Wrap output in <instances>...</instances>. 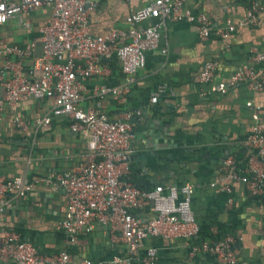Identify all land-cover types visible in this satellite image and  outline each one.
Instances as JSON below:
<instances>
[{
    "label": "crops",
    "instance_id": "1",
    "mask_svg": "<svg viewBox=\"0 0 264 264\" xmlns=\"http://www.w3.org/2000/svg\"><path fill=\"white\" fill-rule=\"evenodd\" d=\"M88 29L92 36H103L112 30L125 29V19L150 0H86ZM259 1L263 11L258 25L236 30L227 41L211 37L201 41L195 25L186 21L167 23L160 29V50L146 52V64L137 72L124 104L107 96L102 111L111 120L129 116L133 158L127 161L125 179L136 187L152 189L158 185L192 186L191 211L200 228L196 238L159 239L144 242L157 252L155 264H218L212 255H193L200 241L217 243L231 239V248L240 261L264 263V198H250L243 185L233 184V204L219 191L220 166L233 158L238 169L244 167L249 151L241 140L253 125L257 113L264 124V91L254 93L236 86L221 95L210 91V84L196 83L195 78L208 61L217 63L216 82L227 81L237 67L247 62L252 51L264 53V0H188L185 8L204 13L215 28L227 21L237 22L251 2ZM50 16L48 7L39 8L0 27V68L6 61L20 63L21 74L36 79L33 59L40 56L39 29ZM23 24H28L24 27ZM149 20L140 26H152ZM33 43L32 55L17 58L5 56L8 46L24 47ZM264 67V62H263ZM103 74L83 81L85 91L80 106L93 108L99 86L116 88L124 84L118 60H104ZM4 77L9 70H4ZM167 84L174 93L150 99L158 84ZM2 92L0 96L2 97ZM250 104V106H248ZM52 106L49 99H24L18 115L26 125L22 132L13 124V112L0 108V178L24 176L29 182L65 171H79L89 153L87 138L69 129L67 117L53 118L48 126L37 127L34 121L44 117ZM215 185L214 187L212 185ZM0 215V246L4 231L16 233L31 243L43 256L66 252L71 264H137L130 260L128 249L119 234L106 226H97L90 234L72 240L59 228L65 211L64 190L37 185L24 196H5ZM136 217L151 216L149 208L139 210ZM117 260V262H116ZM0 264H14L3 261Z\"/></svg>",
    "mask_w": 264,
    "mask_h": 264
},
{
    "label": "built area",
    "instance_id": "2",
    "mask_svg": "<svg viewBox=\"0 0 264 264\" xmlns=\"http://www.w3.org/2000/svg\"><path fill=\"white\" fill-rule=\"evenodd\" d=\"M187 1L150 0L126 17L125 29L92 36L88 29L90 8H86V0H0V27L14 18L21 21L23 15L39 8L50 9L48 20L39 29L41 54L33 59V70L39 76L29 80L21 74L20 63L6 61L0 68V94H3L0 108L7 106L14 114L13 124L25 132L26 125L17 113L19 103L24 99L52 100L48 113L34 124L48 126L53 118L67 117L70 131L82 134L89 144V153L77 172L69 170L33 182L24 176L0 178V215L6 205V195L24 196L37 185H46L52 190L61 187L66 202L59 222L63 233L72 240L90 234L97 226H106L112 234H119L128 249L129 259L137 264L156 263V250L144 246L147 239L190 240L199 235L200 228L190 206L192 186L158 185L142 189L127 181L132 138L129 116L124 120H111L102 111L107 96L125 103L135 75L145 67L146 52L160 50L161 54H167L166 49H160V29L167 23L186 21L195 25L201 41L213 36L227 41L238 29L256 27L263 11V5L253 1L237 22L227 21L225 26L215 28L206 14L185 8ZM149 20L156 24L140 26ZM23 26L28 27V24ZM33 47V43L24 47L8 46L3 53L17 58L29 57ZM113 57L118 60L124 84L116 88L97 87L94 107L83 109L80 106L85 91L83 81L103 74L102 62ZM263 62L264 53L252 51L249 60L238 66L227 81L215 83L217 63L208 61L195 81L210 84V91L221 95L236 86L260 93L264 91ZM4 70H9V76L4 77ZM166 91L174 96L167 84H158L151 103L155 104ZM252 120L249 133L241 140V146L249 151L244 167L238 169L234 159L229 157L219 169V191L226 195L229 207L234 201V183L243 185L248 197L264 198V124L257 113L252 114ZM145 208L150 209L151 216L136 217L135 213ZM191 253L212 255L218 264H251L239 260L237 252L231 248L230 238L217 243L200 241ZM0 259L14 264L72 263L68 253L43 256L31 243L9 231H4L1 237Z\"/></svg>",
    "mask_w": 264,
    "mask_h": 264
},
{
    "label": "water",
    "instance_id": "3",
    "mask_svg": "<svg viewBox=\"0 0 264 264\" xmlns=\"http://www.w3.org/2000/svg\"><path fill=\"white\" fill-rule=\"evenodd\" d=\"M131 158H133V157H132V156H129V157H128V160L131 159Z\"/></svg>",
    "mask_w": 264,
    "mask_h": 264
}]
</instances>
